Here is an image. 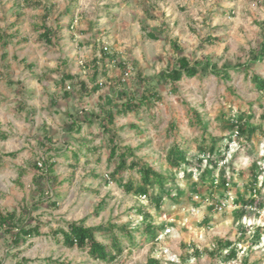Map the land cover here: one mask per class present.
Masks as SVG:
<instances>
[{
    "label": "rangeland",
    "instance_id": "374dc122",
    "mask_svg": "<svg viewBox=\"0 0 264 264\" xmlns=\"http://www.w3.org/2000/svg\"><path fill=\"white\" fill-rule=\"evenodd\" d=\"M38 1L29 6L0 0V34L10 39L7 45L0 41V207L26 210L41 227L40 235L17 246L0 229V262L41 264L52 256L72 264H107L53 238L52 231L86 219L88 226L126 224L134 232L136 243L121 235L123 252L108 264H146L150 258L159 264H264V207L248 203H264V92L253 80V74L264 77V58H255L264 43V0ZM44 23L55 30L54 44L38 37ZM105 46L110 53L103 58ZM180 56L206 69L174 84L160 80ZM209 65L228 75L215 74ZM66 73L74 78L63 81ZM148 90L156 93L148 104L117 113ZM108 111L116 115L112 124L105 120ZM196 112L208 122L207 131ZM248 116L263 127L251 141L226 127ZM103 124L115 131L122 151L131 146L156 170L176 176L161 205L157 185L153 196L140 197L110 180L119 159H109L111 132ZM212 136L220 138L225 154L216 153L217 167L208 157L201 167H170L172 146L195 155L203 140L210 146ZM12 151L19 152L16 158L5 155ZM43 160L55 162L56 180L43 178L41 190L34 177L42 172L35 164ZM123 177L140 175L126 169ZM197 193L209 197L208 203L195 199ZM230 196L226 208H216ZM139 208L163 226L155 241L142 239ZM102 232L98 239L109 244L110 234ZM257 234L258 243L252 238ZM218 240L236 243L237 258H228V250L212 255ZM192 244L203 255L184 259L185 246Z\"/></svg>",
    "mask_w": 264,
    "mask_h": 264
},
{
    "label": "trees",
    "instance_id": "16d2710c",
    "mask_svg": "<svg viewBox=\"0 0 264 264\" xmlns=\"http://www.w3.org/2000/svg\"><path fill=\"white\" fill-rule=\"evenodd\" d=\"M24 2H26V4L28 5L33 6H37L40 4L38 0H24ZM43 28L44 32H42L40 36L45 39L47 43L52 44V37L55 32L54 29L52 27H49L47 24H43ZM150 36L152 38H157L156 35L152 32L150 33ZM6 37L8 36L2 33L0 34V41L3 43V45H7L10 41V39ZM108 53L110 52H107L105 49H103L101 55H104L103 58H105ZM255 58H264V43L261 44L258 54L255 55ZM207 68H213L211 69V71L215 74H220L221 76L228 75L226 72L222 74L221 70L214 68V66L212 65H209ZM202 69L199 68L198 64H193L187 56H180L176 66L166 69L161 73L160 80L170 81L174 84L180 81L183 76L194 77L198 75L200 70ZM73 78V75L70 73H66L63 75V81L72 80ZM253 80L255 81L258 90L264 92V77L259 74H253ZM99 88V85L95 86L94 91H97ZM66 95H69L68 91L66 92ZM155 95V92L148 90L143 91L141 97L132 96L130 101L125 102L121 105L117 113L126 114L129 111L139 109L141 106L148 104L151 97H154ZM115 116L116 115L112 111H108L106 114L107 118H105V120L107 121V123L112 124L115 121ZM261 116L264 119V112ZM196 117L198 118L197 121L201 125V128H203L204 131H207L209 125L208 122H204L202 115L198 112H196ZM252 117L253 116H248V118L245 120L243 119V117H238L236 122H230L226 127H230L231 129L237 128L238 134L245 135L246 139H248V141H251L252 136L256 132L263 131V127L261 125L253 124L250 121V118ZM106 125L108 124H103L104 130L111 132L110 141L112 142L109 159L113 160L117 156L119 159L118 161H116V165L111 176H109L110 180L116 182L126 192L133 193L140 197L153 196V187L154 185H157L163 192V194L157 196L158 205H161L165 195L171 194L172 192V186L167 187V185L169 183L177 185L176 176L173 174H164L156 170L152 164L137 156L131 146H125V149L122 151L119 148V145L114 143L115 139L117 138V134L110 126ZM219 139L220 138L213 136L210 137V146H207L205 144L206 140H203L204 142L202 144L200 143L198 146L199 153L195 155L191 154V150L189 148H184L180 144H175L168 151V154L166 156L167 162L169 163L171 168L179 170L184 166L188 167V165H195V163H197V165L201 167V165L203 164L202 157H208L213 165L217 167L219 160L215 159L214 157L216 153H221V149L218 145ZM229 146L230 142H227V144L225 145V150H229ZM5 155L15 157L17 155V152H8ZM128 155L133 156V159L130 162H128ZM66 157L69 156L66 155ZM219 157L225 158V154L221 153ZM75 158L76 160H79V153H75ZM43 161L44 163L42 164V166H39V164H35V167L42 172L41 174H36V176L34 177L35 183L38 184V187L41 190H43V187H40L42 186L41 180L43 178L48 179V181L50 182L56 180V176L53 174L54 166L56 165L55 162L49 163V161ZM126 169L137 171L140 175L139 179L130 178L128 180H125L123 177V173ZM23 173L24 169L22 167L20 168L19 176H22ZM254 177H256L255 173ZM227 183H229V181H226L225 179L226 186ZM226 189H229V187L227 186ZM248 203L250 205L258 206L259 210L264 207L263 202H257L255 199L249 200ZM52 204L56 206L57 201H53ZM139 210L143 215L142 227H139V232L142 236V239L144 241H155L158 238L159 231L163 226H158L153 223V216L150 211H147L145 209L142 210V208H139ZM36 220L37 218L33 217L31 213L26 210H22L21 212L17 210L4 212L0 207V229L3 232L12 235L14 246L20 245L21 243L27 241L29 237L41 234L40 222H37ZM100 231H103V234H110L111 242L109 244L98 239L97 232ZM52 232L54 235L53 238H55L56 241H62L63 244L67 247L72 248L76 246L80 249L87 250L88 254L94 260H100L107 264L115 261L117 257L123 252V242L121 235L128 236L130 240L133 241V243H136V238L133 230L126 224L119 226L118 224L110 223L108 224V226L98 225L93 227L86 224V219H81L79 221L68 222L66 228L61 227ZM60 236L62 238H60ZM252 238H254V242L258 243L261 240V235H253ZM217 244L218 246L214 248V250L210 251L212 255L222 256L223 251L228 250V258H237L238 255L236 243L230 240H218ZM185 247L187 252L184 254V259L200 257L203 255V250L194 244ZM0 264H2V262H0ZM41 264H72V262L56 259L52 256H49L45 259V263ZM146 264H159V260L157 258H150ZM243 264L248 263L245 261Z\"/></svg>",
    "mask_w": 264,
    "mask_h": 264
},
{
    "label": "built area",
    "instance_id": "2783aa9c",
    "mask_svg": "<svg viewBox=\"0 0 264 264\" xmlns=\"http://www.w3.org/2000/svg\"><path fill=\"white\" fill-rule=\"evenodd\" d=\"M104 49H105L107 52H109V47H108V46H105ZM70 87H71V86L68 84V88H70ZM39 165L42 166V163L40 162ZM227 186L229 187V186H230V183H227ZM229 193L231 194V191H230ZM194 198H195V199H200L199 201H201V202H207V203H208V201H209V199H210V198L208 197V198H206L205 200H203V196H201L199 193L195 194ZM231 199H233L232 196H230L229 198L226 197V198H224L222 201L217 202V203L215 204L216 208H218L219 210H223L224 208H226V207L228 206V203H229V201H230ZM209 204H212V202H209ZM192 209H193V211H194V210H195V207H193ZM167 231H170V228H168Z\"/></svg>",
    "mask_w": 264,
    "mask_h": 264
},
{
    "label": "crops",
    "instance_id": "0c3cea01",
    "mask_svg": "<svg viewBox=\"0 0 264 264\" xmlns=\"http://www.w3.org/2000/svg\"><path fill=\"white\" fill-rule=\"evenodd\" d=\"M40 5V4H39ZM30 6V5H29ZM31 6H33V5H31ZM44 24H47V23H44ZM48 25V24H47ZM41 26H43V24L41 25ZM41 26L39 27L40 29H42L41 28ZM49 27H52V26H49ZM53 28V27H52ZM54 29V28H53ZM55 31V30H54ZM42 32H44V29H43V31H41L40 33H39V35H38V37L39 38H42L41 36H40V34L42 33ZM14 35V34H13ZM14 37V36H13ZM43 39V38H42ZM44 41H46L45 39H43ZM52 40H53V37H52ZM47 43V42H46ZM55 42L53 41V43L52 44H54ZM47 44H49V43H47ZM68 96V95H67ZM1 135H4V132H1ZM6 137V136H5ZM13 152V151H12ZM18 153L19 152H17V155H18ZM17 155L15 156V158L17 157ZM20 172V171H19Z\"/></svg>",
    "mask_w": 264,
    "mask_h": 264
}]
</instances>
